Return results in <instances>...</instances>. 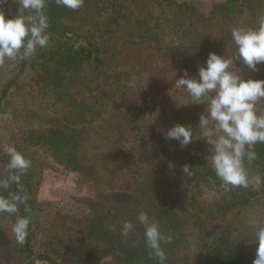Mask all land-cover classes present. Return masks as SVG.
Returning <instances> with one entry per match:
<instances>
[{
  "label": "trees",
  "instance_id": "obj_1",
  "mask_svg": "<svg viewBox=\"0 0 264 264\" xmlns=\"http://www.w3.org/2000/svg\"><path fill=\"white\" fill-rule=\"evenodd\" d=\"M0 10L15 18L19 4L4 0ZM45 12L50 45L0 63V120L8 122L0 178L10 159L1 130L32 162L22 177L27 206L0 213V264H160L136 220L141 211L172 237L162 244L165 264H253L252 239L264 224V144L245 162L249 187L226 191L200 136L206 104L174 85L185 70L199 79L212 52L233 59L244 79L264 80V63L248 68L231 39L233 27L257 26L264 0H220L208 14L177 0H83L77 10L46 0ZM176 124L192 127L186 147L166 138ZM47 157L88 190L70 209L38 198ZM16 191L12 184L3 194ZM17 215L31 218L23 244L11 231ZM124 221L134 225L127 236Z\"/></svg>",
  "mask_w": 264,
  "mask_h": 264
},
{
  "label": "clouds",
  "instance_id": "obj_2",
  "mask_svg": "<svg viewBox=\"0 0 264 264\" xmlns=\"http://www.w3.org/2000/svg\"><path fill=\"white\" fill-rule=\"evenodd\" d=\"M4 0H0L3 3ZM19 14L7 18L0 10V63L5 59L27 60L38 49L50 45L49 18L45 12L46 0H16ZM58 5L71 10L79 9L83 0H56ZM231 39L236 46L237 59L248 68L258 71V65L264 63V15L259 16L255 27L236 26L231 30ZM233 59L215 52L209 53L206 66H200L199 79L184 76L175 80L174 87L188 92L192 103L206 104L205 114L200 116L198 127L202 140L211 146L207 157L209 166L222 182L227 191L232 187L248 188L249 170L246 166L258 158L257 144H264V111L258 109L264 101V80L244 79L232 71ZM166 138L175 139L182 147L192 142V127L176 124L166 132ZM10 157L5 166L9 175L0 178V213L17 214L19 205L30 199L22 184V177L31 168V160L9 147ZM173 165H170L172 167ZM184 173L191 176V167L185 165ZM12 184L16 192L3 194ZM136 220L144 227V242L150 255L160 264L167 260L162 244L171 243L172 237L166 236L159 222L151 219L147 212L141 211ZM31 218L16 216L12 233L18 244H23L29 234ZM131 221H124L122 234L127 236L133 230ZM258 241L256 258L253 264H264V224H259L252 242Z\"/></svg>",
  "mask_w": 264,
  "mask_h": 264
},
{
  "label": "rangeland",
  "instance_id": "obj_3",
  "mask_svg": "<svg viewBox=\"0 0 264 264\" xmlns=\"http://www.w3.org/2000/svg\"><path fill=\"white\" fill-rule=\"evenodd\" d=\"M179 2L188 1L196 4L203 14H208L213 4L220 0H177ZM232 71L243 75L242 69L238 66ZM133 80V83H136ZM7 118L0 120V127L7 124ZM1 144L3 150H7L8 145V132L1 130ZM48 158V157H47ZM49 167L44 171L43 181L39 190L38 198L41 201H52L63 207L70 209L75 199L83 198L88 195L87 188L79 185V175L74 172L65 170L61 165L56 163L52 158H48ZM37 264H49L47 262H37ZM107 264V263H106Z\"/></svg>",
  "mask_w": 264,
  "mask_h": 264
}]
</instances>
